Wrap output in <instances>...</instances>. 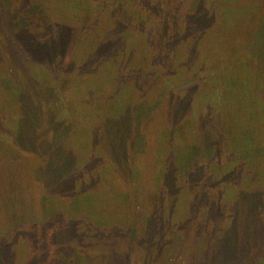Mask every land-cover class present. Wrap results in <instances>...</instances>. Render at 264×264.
<instances>
[{"label": "rangeland", "instance_id": "rangeland-1", "mask_svg": "<svg viewBox=\"0 0 264 264\" xmlns=\"http://www.w3.org/2000/svg\"><path fill=\"white\" fill-rule=\"evenodd\" d=\"M258 2L0 0V125L15 137L32 127L41 146L63 144L70 163L60 176L79 161L90 177L79 215L57 197L39 207L22 172L41 180L54 156L16 169L0 149V189L26 181L24 191L0 196V234L16 239L6 242L0 263L264 264V253L252 256L243 245L249 234L251 243L264 240ZM158 53L165 71L185 62L203 76L151 94L152 83L161 84L147 76ZM249 65L255 69L246 79L237 70ZM204 83L223 85L225 94L217 99L210 89L200 101ZM201 224L209 228V255L196 247ZM219 248L226 260L216 257ZM94 253L92 261L86 254Z\"/></svg>", "mask_w": 264, "mask_h": 264}, {"label": "trees", "instance_id": "trees-1", "mask_svg": "<svg viewBox=\"0 0 264 264\" xmlns=\"http://www.w3.org/2000/svg\"><path fill=\"white\" fill-rule=\"evenodd\" d=\"M258 3H260V5H261V3H262L261 0H259ZM206 5L207 4L205 2L202 4V9L198 13V16L206 12ZM176 12L177 11H175V13ZM263 13H264V11H263ZM183 16H185L188 19L195 17V16L193 17V16H186V15H183ZM244 49H246V48H244ZM159 56L160 55L158 53V55H156L155 58L152 57V63H151L152 67H151V70L149 71L150 74L147 75V76L151 77L150 80H156V81H158V83H161L160 86H154V87H152L154 85V82L152 83V85L150 86L151 90H152L151 94H156L158 92L157 90H159L160 93L161 92L164 93L165 91L167 92L168 88H170L172 85L177 84L175 82L176 79H181L182 82H186L189 79H191L192 77L203 76V70L199 69V70H197V72L193 73L192 70L190 69L191 67L189 65L185 64V62L182 63L181 67L180 66L177 67L176 71H173V70L172 71H170V70L165 71L163 69V65H162L163 61H162V59L159 58ZM46 57H47L46 59H48L49 56L46 55ZM254 69H255L254 67L249 65V71H248L246 68H244L242 66L240 70H237V72L242 74L243 78L246 77V79H248L249 77H251V73ZM185 70H188V72L186 73ZM146 74H147V72L145 73V75ZM180 75H184V76H180ZM211 75H212V73H209V78H207V79L210 80ZM182 82H178V83H182ZM166 84H171V85L167 86ZM245 84H246V82H245ZM141 87H143V90H146V88H147V86H141ZM156 87L158 89L155 90L154 88H156ZM200 87H199V89L197 88V95L201 98L200 101L208 100L209 97L207 96V91H210V89L212 90L213 94H215L217 96V99L221 98L222 95L225 94V90H226V88L219 83H217V85H215L213 83H212V85H211V83H204V85L201 88ZM193 90H195V88ZM138 91H139V88H138ZM187 91H192V90H187ZM139 94H142V93L139 92ZM168 94H170L169 97L163 98L165 103H166V100L172 99L171 91ZM209 94H210V92H209ZM262 99H264V98H262ZM0 103H1V101H0ZM8 105H9V103H6V106H8ZM173 113H175V112L173 111ZM0 131H1L0 149L2 150V153L5 157L12 159V160H16L19 163V164L15 165L16 169L17 168L19 169V165H22V163L25 162L27 164L28 162H30V163L34 162L36 160V158L41 157L45 154H47V155L52 154V158L54 156V159L57 161L56 164H52L51 166H49L47 168V170H44L42 179L38 180V181L36 179L30 180L32 178L29 179V176L27 175L28 173L24 174L22 172L24 177L25 178L27 177V180H26L28 183L27 187L29 189H32V191L35 193L34 199H37V203H38L39 207L42 206V204L44 203L43 200L47 201L49 198L52 199L54 197H57V198H60L61 200L65 201L66 203H69V205L71 206L70 208L74 212H77V213H78V211L83 212L81 208H84V206L82 204H80V200L78 198H80L84 192L89 190L88 187H86V188L84 187V185H86V182L84 180H87L90 177L86 176L83 173L84 170H83L82 166H84V165L83 164L81 165L79 161L77 162L76 166H74L75 168H73V169H72V163L70 164L71 171L69 170L68 174L66 176H60V174H62L64 172L63 170H61L63 163L65 164V166L68 169V164H67L68 160L65 161L64 160L65 158H63V154L60 152V151H62L61 147L63 144H61V147H60V145L57 144L56 141H54V140L48 141L47 140L43 146L39 145V143H37V139L39 138V136L41 134L35 133L32 127H30L28 129L27 133L18 131L19 134L16 137H15V135H13V132L9 128L4 127L2 125H0ZM25 133H26V135L24 136ZM45 136L50 137V134L44 135L43 137H45ZM152 141L153 140L150 138L149 139L150 144L152 143ZM48 146H53V147L51 148ZM46 151H48V152H46ZM78 157H79V155H78ZM68 163H70V162H68ZM185 163H188V162H185ZM54 171H57V172L59 171V174L56 176ZM6 176L9 179V174H7ZM21 181L26 182L25 180H21ZM21 181L19 182L18 178H16V180L13 181L14 183L11 184L10 188H8L6 186V191L3 192V190L0 189V196L2 195V199L4 201L6 200V198H5L6 193L11 192L12 190L14 192L18 191L17 188H18V186L19 187L21 186V184H19V183H22ZM21 188H22L21 191H24L23 186H21ZM219 205H221V203H219ZM220 214H221V210H220ZM78 215H79V213H78ZM207 220H208L207 218H206V220L205 219L200 220L201 221L200 223H202V221H203V223L207 224ZM57 225H59V224H57ZM59 226H61V227L66 226V224L64 223V225H59ZM196 226L198 227L197 222H196ZM197 227L195 228V229H197L195 232V234L197 235L196 247L198 245H200V246L204 245L202 247V250L204 253H207L209 255L210 252H212V249L209 248V246H210L209 245L210 244L209 243L210 242V235L205 237L209 232V228L206 231L205 228H203V224H201L199 228H197ZM208 227H209V225H208ZM175 232H176V230H174L173 232H169L168 234H171V233L172 234L169 235L168 237L172 236ZM250 233L253 234L252 229L250 230ZM5 235L6 236H3L2 234H0V255L4 253L3 249L5 248L6 242H8V243L13 242L14 243L16 240V239L14 240L15 236H13L10 232L8 235L7 234H5ZM182 235L180 236V238L184 239L185 236H184V234H182ZM5 237H6V239L3 240V238H5ZM250 239H251V235L249 234L248 238L246 240L247 243L245 241H243V245H244L246 251L249 250L248 253L252 256H254V253L256 250H257L258 254H260V253L263 254L264 251L262 250V246H264V240L260 241V239H262V238H260L259 240H256L257 242L251 243ZM162 240L164 241V239H162ZM167 244H169V242H166L165 250H167L166 248H168ZM246 244H248V247L246 246ZM191 246H192V243H190L189 247H191ZM28 250L29 249L26 250V255L28 253ZM94 250H97V247L92 249L93 252H95ZM224 250L225 249L222 250L220 248L217 249L216 251H219V252H216L217 253V254H215L216 257L221 258L223 260H226V257H229V253L224 252ZM242 250H244V249H242ZM161 251H162L161 249H159V248L157 249V252H161ZM224 253L227 254L226 257L224 255ZM86 255L92 261H94L95 257L98 258L97 253L93 254L94 258H93L92 254H86ZM255 259H256V257H255ZM260 259L262 260L263 258H260ZM231 260L233 262H235L236 256L231 258ZM95 263H96V261H95ZM0 264H4V263H0ZM195 264H199V262L197 261Z\"/></svg>", "mask_w": 264, "mask_h": 264}]
</instances>
